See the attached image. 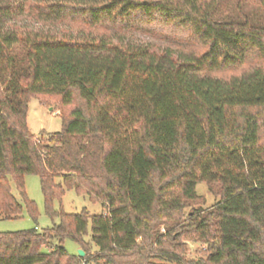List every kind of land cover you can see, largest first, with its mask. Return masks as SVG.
Listing matches in <instances>:
<instances>
[{
  "label": "trees",
  "instance_id": "16d2710c",
  "mask_svg": "<svg viewBox=\"0 0 264 264\" xmlns=\"http://www.w3.org/2000/svg\"><path fill=\"white\" fill-rule=\"evenodd\" d=\"M221 1L0 0V214L35 217L34 174L59 217L0 232V264H264V25ZM32 97L61 130L30 132ZM198 182L220 198L185 214ZM65 189L101 213L54 211ZM185 239L205 247L188 257Z\"/></svg>",
  "mask_w": 264,
  "mask_h": 264
},
{
  "label": "rangeland",
  "instance_id": "374dc122",
  "mask_svg": "<svg viewBox=\"0 0 264 264\" xmlns=\"http://www.w3.org/2000/svg\"><path fill=\"white\" fill-rule=\"evenodd\" d=\"M239 3L240 11L249 15L254 20L259 21L264 25V8L259 6L253 0H222L221 9L223 7H229L230 10L235 8ZM228 8V9H229ZM11 23L17 25L26 24H44L52 28L60 30H71L76 32L77 28L70 25L69 23H62L59 21H51L36 18L33 16H28L26 14H21L15 16ZM156 41V40H153ZM232 73H238L237 71H232L230 73H221V75H228ZM27 126L31 133L38 135L41 131L55 132L62 128V120L60 116V109L53 103H49L48 106L44 105L38 98L32 97L28 102V109L26 115ZM57 182L60 178L55 179ZM11 191L16 196L18 201L21 203V198L19 197L15 186L12 181ZM24 190L27 198L32 201L36 208L35 217L31 215L24 203H22V210L18 217L16 218H2L0 214V232L6 231H18L35 228L38 232H42L44 229L52 227L54 224L59 222V217L57 215L50 216L46 212V206L44 201V196L41 190L40 179L37 175L30 174L24 177ZM197 197L187 201L184 208L185 214L192 212L194 209L207 210L211 208L220 198V188L218 185H213L212 188L205 182H198L195 187ZM51 207L54 211H64L66 213H76L82 209H86L90 214L101 213V204L98 202H92L88 199L86 195L78 194L73 189H65L64 194L61 198H54L51 202ZM88 233L84 235V240L90 241V224L87 227ZM186 244V255L188 257H196L199 252L204 249L205 244L202 242H193L190 239L183 240ZM57 240H51L50 245H56ZM63 246L70 254H77L80 249L79 245L70 238H66L63 242ZM91 252H95L96 247L90 244ZM43 251H47L48 247H42ZM86 264H97L92 261ZM102 264V261H99Z\"/></svg>",
  "mask_w": 264,
  "mask_h": 264
},
{
  "label": "water",
  "instance_id": "95a60500",
  "mask_svg": "<svg viewBox=\"0 0 264 264\" xmlns=\"http://www.w3.org/2000/svg\"><path fill=\"white\" fill-rule=\"evenodd\" d=\"M78 255L83 256L84 255V251L82 249H79L78 250Z\"/></svg>",
  "mask_w": 264,
  "mask_h": 264
}]
</instances>
